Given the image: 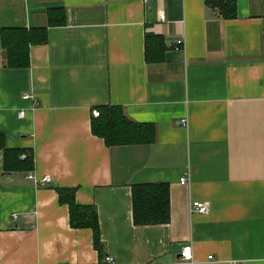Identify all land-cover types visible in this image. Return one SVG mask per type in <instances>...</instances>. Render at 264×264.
I'll return each mask as SVG.
<instances>
[{
  "label": "crops",
  "instance_id": "1",
  "mask_svg": "<svg viewBox=\"0 0 264 264\" xmlns=\"http://www.w3.org/2000/svg\"><path fill=\"white\" fill-rule=\"evenodd\" d=\"M234 1L225 20L205 0H0V31L45 28L59 7L67 22L28 69L0 50V136L34 167L4 172L0 150V264H104L56 187L94 206L114 264H187L186 245L194 263L264 264V0ZM146 32L164 38L161 64L145 62ZM105 105L155 141L105 146L90 123ZM150 184L168 185V223L136 226L132 187Z\"/></svg>",
  "mask_w": 264,
  "mask_h": 264
},
{
  "label": "trees",
  "instance_id": "2",
  "mask_svg": "<svg viewBox=\"0 0 264 264\" xmlns=\"http://www.w3.org/2000/svg\"><path fill=\"white\" fill-rule=\"evenodd\" d=\"M223 19L236 17L234 0H205ZM264 2V1H263ZM264 15V14H263ZM45 28H3L0 31V50L4 53L6 67L10 69H28L29 48L32 45H45L48 27L66 25V12L63 8H52L47 11ZM145 62L161 64L165 59L167 48L162 36L145 33ZM97 117H91V133L103 140L107 147L149 145L155 141V128L152 124H140L128 120L121 107L98 106ZM0 136V150L3 154L4 172H30L33 170V155L24 151L6 149ZM24 157L22 158L21 156ZM59 203L69 210V224L79 229L92 232L93 247L104 259V245L100 238L97 210L94 206H81L75 203V190L57 188ZM133 223L139 226L161 225L168 223L169 193L168 185L150 184L132 187Z\"/></svg>",
  "mask_w": 264,
  "mask_h": 264
},
{
  "label": "built area",
  "instance_id": "3",
  "mask_svg": "<svg viewBox=\"0 0 264 264\" xmlns=\"http://www.w3.org/2000/svg\"><path fill=\"white\" fill-rule=\"evenodd\" d=\"M160 19L164 20L162 15H160ZM173 48H174V51L175 50H177V51L183 50L182 41H177ZM23 98L26 100H32L33 96L25 94ZM23 114H24V112H21L20 116H22ZM92 116L97 117L98 112L96 110H93ZM26 179L30 180L32 182H35V184H37V185L51 183L50 178H48V177H43L42 179H37L36 177H33L32 175H28L26 177ZM180 182L185 183V178H181ZM190 207H191L190 212L192 214H194V213L205 214L207 212V207L203 203H200L197 201H194V203H192ZM211 259H212V256L208 257V261H210ZM180 261H183L187 264H204V263H197V262L194 263L193 262L192 250H191L189 245L182 247L181 252H180ZM104 264H114L113 258L110 256L105 257L104 258Z\"/></svg>",
  "mask_w": 264,
  "mask_h": 264
},
{
  "label": "water",
  "instance_id": "4",
  "mask_svg": "<svg viewBox=\"0 0 264 264\" xmlns=\"http://www.w3.org/2000/svg\"><path fill=\"white\" fill-rule=\"evenodd\" d=\"M149 2H151V1H149Z\"/></svg>",
  "mask_w": 264,
  "mask_h": 264
}]
</instances>
